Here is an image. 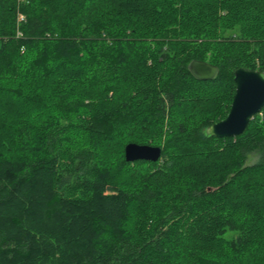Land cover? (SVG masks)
<instances>
[{
	"label": "trees",
	"instance_id": "obj_1",
	"mask_svg": "<svg viewBox=\"0 0 264 264\" xmlns=\"http://www.w3.org/2000/svg\"><path fill=\"white\" fill-rule=\"evenodd\" d=\"M238 69L264 0H0V264H264V109L205 133Z\"/></svg>",
	"mask_w": 264,
	"mask_h": 264
},
{
	"label": "water",
	"instance_id": "obj_2",
	"mask_svg": "<svg viewBox=\"0 0 264 264\" xmlns=\"http://www.w3.org/2000/svg\"><path fill=\"white\" fill-rule=\"evenodd\" d=\"M191 75L198 81H212L219 75V69L209 63L192 61ZM236 95L226 119L207 128L209 137L218 139L237 138L243 135L251 120L264 109V72L238 69L235 72ZM162 149L149 145L129 144L125 150L126 161L157 163L162 158ZM212 191V189H208Z\"/></svg>",
	"mask_w": 264,
	"mask_h": 264
},
{
	"label": "rangeland",
	"instance_id": "obj_3",
	"mask_svg": "<svg viewBox=\"0 0 264 264\" xmlns=\"http://www.w3.org/2000/svg\"><path fill=\"white\" fill-rule=\"evenodd\" d=\"M256 161H257V156H256V155H253V156H251V157L249 158V160H248V164H249V165H252V164L256 163Z\"/></svg>",
	"mask_w": 264,
	"mask_h": 264
},
{
	"label": "built area",
	"instance_id": "obj_4",
	"mask_svg": "<svg viewBox=\"0 0 264 264\" xmlns=\"http://www.w3.org/2000/svg\"><path fill=\"white\" fill-rule=\"evenodd\" d=\"M24 21H25V17L23 15H19V23L24 22Z\"/></svg>",
	"mask_w": 264,
	"mask_h": 264
}]
</instances>
